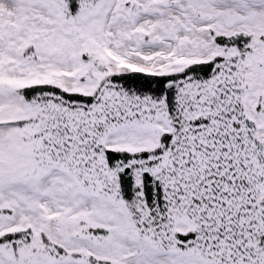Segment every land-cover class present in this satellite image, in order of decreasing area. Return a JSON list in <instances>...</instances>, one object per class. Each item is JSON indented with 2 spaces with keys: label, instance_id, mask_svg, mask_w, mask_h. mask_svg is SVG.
Listing matches in <instances>:
<instances>
[{
  "label": "snow or ice",
  "instance_id": "snow-or-ice-1",
  "mask_svg": "<svg viewBox=\"0 0 264 264\" xmlns=\"http://www.w3.org/2000/svg\"><path fill=\"white\" fill-rule=\"evenodd\" d=\"M0 264H264V0H0Z\"/></svg>",
  "mask_w": 264,
  "mask_h": 264
}]
</instances>
